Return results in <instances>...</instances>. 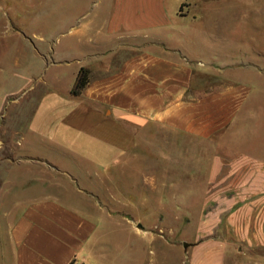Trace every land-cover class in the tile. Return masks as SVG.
Instances as JSON below:
<instances>
[{
  "label": "rangeland",
  "instance_id": "obj_1",
  "mask_svg": "<svg viewBox=\"0 0 264 264\" xmlns=\"http://www.w3.org/2000/svg\"><path fill=\"white\" fill-rule=\"evenodd\" d=\"M112 2L0 0V257L8 248L7 222L30 199L63 194L73 203L80 188L84 206L100 209L99 264H189V247L209 235L228 239L231 263L251 264L237 256L232 226L260 221L264 167L234 165L240 150L264 160V0H190L193 9L179 12L197 17L184 27L195 36L192 56L227 63L197 74V86L215 92L237 82L248 98L235 130L205 142L153 128L152 137L109 157L93 140L56 137L44 102L54 93L72 95L76 86L82 58L71 56L77 52L71 23L92 17L103 23ZM159 143L162 152L155 150ZM188 146L196 150L186 152ZM215 157L225 167L213 168ZM249 255L260 260L263 253Z\"/></svg>",
  "mask_w": 264,
  "mask_h": 264
},
{
  "label": "crops",
  "instance_id": "obj_2",
  "mask_svg": "<svg viewBox=\"0 0 264 264\" xmlns=\"http://www.w3.org/2000/svg\"><path fill=\"white\" fill-rule=\"evenodd\" d=\"M189 1L113 0L103 23L97 17L71 23L69 41L71 50L77 51L71 56L82 58L73 86L82 68L90 71V81L80 96H72L70 90L64 96L54 93L44 102L53 113L49 122L56 137L75 143L93 140L99 143V153L110 157L115 149L138 144L137 138L152 137L153 128L205 142L235 130L248 98L242 96L237 82L215 92L205 91V84L197 86V74L227 63L211 59L205 64L188 50L195 36L187 34L185 25L197 17L188 10L183 15L179 12L183 7L193 9L195 4ZM179 19L184 20L183 27ZM52 51L59 54L55 48ZM155 137L159 138L158 133ZM160 146L163 149L162 144L155 145L157 152L163 151ZM186 149L196 150L195 146ZM239 153L234 168L254 167L256 162L264 167L263 159L246 155L250 153L245 150ZM225 161L215 157L212 167H225ZM85 192L76 190L79 196L74 194L73 203L63 194L30 199L7 222L8 248L6 253L2 250L0 264H99L94 253L100 243V209L84 206ZM5 216L8 220L9 215ZM259 217L257 224L232 226L234 243L239 245L237 256L251 264H264V209ZM231 249L224 237L198 238L189 247V264H240L228 260ZM255 250L263 253L260 260L249 255Z\"/></svg>",
  "mask_w": 264,
  "mask_h": 264
},
{
  "label": "trees",
  "instance_id": "obj_3",
  "mask_svg": "<svg viewBox=\"0 0 264 264\" xmlns=\"http://www.w3.org/2000/svg\"><path fill=\"white\" fill-rule=\"evenodd\" d=\"M90 81V71L82 68L79 72L77 83L75 88L72 90V95L80 96L83 90L87 87Z\"/></svg>",
  "mask_w": 264,
  "mask_h": 264
},
{
  "label": "water",
  "instance_id": "obj_4",
  "mask_svg": "<svg viewBox=\"0 0 264 264\" xmlns=\"http://www.w3.org/2000/svg\"><path fill=\"white\" fill-rule=\"evenodd\" d=\"M190 246V244H188V243H184V247L185 248H188Z\"/></svg>",
  "mask_w": 264,
  "mask_h": 264
}]
</instances>
